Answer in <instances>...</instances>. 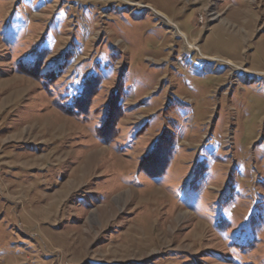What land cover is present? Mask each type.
Listing matches in <instances>:
<instances>
[{
  "label": "rangeland",
  "instance_id": "1",
  "mask_svg": "<svg viewBox=\"0 0 264 264\" xmlns=\"http://www.w3.org/2000/svg\"><path fill=\"white\" fill-rule=\"evenodd\" d=\"M55 259L264 264V0H0V264Z\"/></svg>",
  "mask_w": 264,
  "mask_h": 264
},
{
  "label": "trees",
  "instance_id": "2",
  "mask_svg": "<svg viewBox=\"0 0 264 264\" xmlns=\"http://www.w3.org/2000/svg\"><path fill=\"white\" fill-rule=\"evenodd\" d=\"M87 82H85V84H84V88L81 90V93H80V95L78 96V98H77V104H78V102L80 101L81 102V100L82 99H84L85 98V96H86V93H87V89H88V87H87ZM75 101V102H76Z\"/></svg>",
  "mask_w": 264,
  "mask_h": 264
},
{
  "label": "built area",
  "instance_id": "3",
  "mask_svg": "<svg viewBox=\"0 0 264 264\" xmlns=\"http://www.w3.org/2000/svg\"><path fill=\"white\" fill-rule=\"evenodd\" d=\"M24 264H30V262H25ZM51 264H61L59 261H56V259L54 261H52Z\"/></svg>",
  "mask_w": 264,
  "mask_h": 264
}]
</instances>
